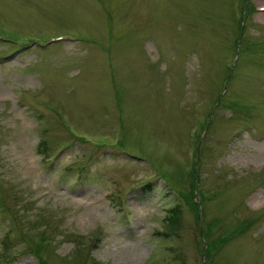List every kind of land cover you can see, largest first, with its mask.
<instances>
[{
  "label": "rangeland",
  "instance_id": "374dc122",
  "mask_svg": "<svg viewBox=\"0 0 264 264\" xmlns=\"http://www.w3.org/2000/svg\"><path fill=\"white\" fill-rule=\"evenodd\" d=\"M0 264H264V0H0Z\"/></svg>",
  "mask_w": 264,
  "mask_h": 264
},
{
  "label": "trees",
  "instance_id": "16d2710c",
  "mask_svg": "<svg viewBox=\"0 0 264 264\" xmlns=\"http://www.w3.org/2000/svg\"><path fill=\"white\" fill-rule=\"evenodd\" d=\"M193 205H195V203H193ZM196 207V206H195ZM171 216L169 217V224H173V225H178L180 218H181V212L179 208H174L172 211ZM202 232V236L204 237V239L207 241L204 229L201 230ZM227 239V238H225ZM228 240V239H227ZM210 250V249H209ZM204 251V250H203ZM208 251V250H207ZM209 253V252H208Z\"/></svg>",
  "mask_w": 264,
  "mask_h": 264
}]
</instances>
